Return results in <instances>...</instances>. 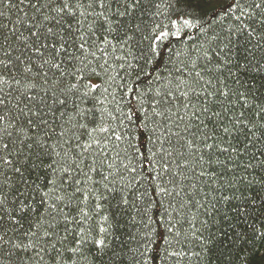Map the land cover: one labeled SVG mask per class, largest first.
<instances>
[{
  "label": "snow or ice",
  "instance_id": "snow-or-ice-1",
  "mask_svg": "<svg viewBox=\"0 0 264 264\" xmlns=\"http://www.w3.org/2000/svg\"><path fill=\"white\" fill-rule=\"evenodd\" d=\"M212 2L175 0L183 11L180 19L188 26L191 20L184 15L195 19L204 41L199 55L189 57L178 75L151 96V111L145 109L137 122L147 129L145 142L155 149L149 150L155 175L148 176L171 186L157 183L154 190L178 198V209L196 207L207 217L185 239L191 236L203 245L202 252H210L208 245L215 239L210 221L219 226L228 222L233 238L224 251L232 255L242 237L244 244L259 242L264 247V94L253 92L233 72H264V0H229L221 17L233 20L227 29L205 18L204 6ZM141 4L142 0H27L31 15L18 19L19 27L0 23V264L5 259L10 264H44L45 256L48 264H65L73 255L82 257L89 242L100 253L107 247L82 225L92 218L90 212L99 215L101 202L128 205L133 185L125 182L107 152L119 157L135 146L129 141L120 149L125 136L104 126L96 93L107 68L91 49L102 55L108 46L115 50L107 38L113 34L121 47L129 45V32L139 30L130 21ZM8 7H14L10 0ZM241 40L242 54L236 47ZM126 119L131 122V114ZM98 133H110L117 144L109 149L104 143L109 136ZM135 154L144 155L139 149ZM123 171H128L127 165ZM233 201L234 208L222 211ZM236 226L242 228L240 233ZM99 231L107 233L105 228ZM222 235L227 238L228 232ZM193 255L201 258V252Z\"/></svg>",
  "mask_w": 264,
  "mask_h": 264
},
{
  "label": "trees",
  "instance_id": "trees-1",
  "mask_svg": "<svg viewBox=\"0 0 264 264\" xmlns=\"http://www.w3.org/2000/svg\"><path fill=\"white\" fill-rule=\"evenodd\" d=\"M10 2L14 7H8L9 0H4L3 4H0V12L4 14L0 17V23L8 25L9 28L13 25L19 27L16 21L24 17L25 13L31 15V9L27 7V0L23 2L10 0ZM228 3L229 0H213L211 4L204 6V11L207 13L205 18L209 21L216 20L227 29L233 20L230 17L221 20V17H224L225 11H228ZM169 5L173 6L169 7ZM116 7L117 5L114 4L113 9ZM178 9H181V6L176 5L175 0H142L141 6L135 10L130 21L133 26L139 25V30L129 32V35L133 36L129 45L121 47V44L113 39L115 35L113 34L107 38L116 45L115 50L108 46L106 55H102L100 51L91 49L99 58V63L107 68V74H102L105 82L101 90L96 93L99 101L102 102L98 104V108L103 112L104 126L112 127L117 134L125 136L126 139L119 144L120 149L126 148L129 141L135 146L127 152L121 151L119 157H116L113 151H108L107 155L115 159L116 166L123 172L125 182L131 181L133 187L129 188L128 205L115 207V201L111 202L113 206H109L108 202H101L99 215L90 212L92 218L82 225L86 231L91 229L90 237L95 236L105 240L107 247L103 253L89 242L82 257L73 255L71 259H66L65 264H72L73 260L76 264H138V262L139 264H264V247H260L259 242L244 244L242 237L232 255L224 251L229 246L227 240L233 238V229L229 228L228 222L219 226L212 225L210 221L209 231L215 237L208 245L210 252H202L203 245L196 243L191 236L186 240L185 235L200 229V221L207 217L200 215L196 207L190 210L178 209V198L164 197L159 189L154 190V185L157 183L162 187L171 186L165 185L162 180L152 181L148 176L149 172L155 175V165L149 163L152 158L149 150L155 151V149L151 142H145L147 129L138 127L137 116L142 118L145 109L151 111L148 108L151 96L178 75L177 69L189 57L195 59L199 55L198 49L204 41L200 31L201 25L190 16L184 15V19L191 20V26L185 25L180 19L183 11ZM120 19L125 24L129 23L127 17ZM204 27L207 28V24ZM161 33L164 35L157 40L155 37ZM100 35L97 33L98 37ZM236 47L242 54L243 41L241 40ZM233 56L239 58L236 51L233 52ZM96 63L97 61H93V66ZM240 63H243V60H240ZM97 71L100 69L97 68ZM233 72L239 75L253 92L258 95L264 94V87H261L264 83L262 79L264 72L243 74L242 70L237 72L235 68ZM253 76L255 79H252ZM94 82L100 83L99 80ZM3 87L7 91L8 86ZM141 101L144 103L143 108L140 107ZM129 114L132 116L131 122L126 119ZM97 117L99 120V112ZM143 122L142 119L139 121L140 124ZM98 135L109 136V140L104 141L109 149L117 144L110 133H98ZM137 149L144 155H136ZM108 163H113V160L109 159ZM124 165L128 166V171H123ZM133 167L136 169L135 173L131 172ZM93 178L99 179L95 175ZM196 199L203 203L201 195H197ZM236 203L233 201L222 211L234 208ZM105 215L110 217L108 221L103 219ZM194 216L197 217L195 220H193ZM232 223L236 224V221L233 220ZM192 224L195 225V229L191 228ZM218 226L221 228L220 232L217 231ZM256 227L260 229L259 224ZM100 228L107 229V233H101ZM223 231L228 232L227 238L222 235ZM241 231L240 226L235 227L236 233ZM250 231L249 229L248 232ZM241 248L243 250L239 251L237 256L236 251ZM195 252H201V258L193 255ZM48 260V256H45L44 264H48ZM3 264H10V261L5 259Z\"/></svg>",
  "mask_w": 264,
  "mask_h": 264
}]
</instances>
